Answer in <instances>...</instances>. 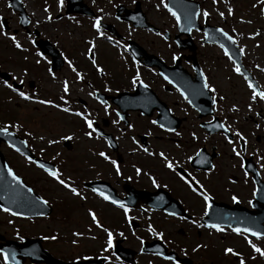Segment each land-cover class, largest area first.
I'll return each mask as SVG.
<instances>
[{"label":"flooded vegetation","instance_id":"flooded-vegetation-1","mask_svg":"<svg viewBox=\"0 0 264 264\" xmlns=\"http://www.w3.org/2000/svg\"><path fill=\"white\" fill-rule=\"evenodd\" d=\"M106 35L110 36L106 33ZM26 40V39H25ZM44 40H52L48 38L44 33ZM125 42L123 38L114 39ZM174 43V40H172ZM195 51L192 48H188L186 51H180L175 44H172L170 47H166L168 53H160L159 56L164 60V63L169 67H179L184 70L186 75L190 78L189 80L195 81L198 77L197 72L194 69L203 70L205 75L208 78L209 83L218 90L217 83L213 77V74L224 73V68L222 64L217 66V62H220L221 59L228 61V59L220 53H210V48H215L210 45L203 43L202 37L200 39H195ZM54 44V43H53ZM111 45L109 42L101 44L98 49H96L97 63L104 69L106 75L104 77L99 76L95 69L92 67L91 62L88 60L85 55V51L80 49L81 53L79 54V59L73 56L72 52L69 50L62 49L59 47L61 53H63L64 58H68L73 61V65L77 68L78 71H81L84 74V80L80 83H76L74 79V73L68 68L66 64L61 72L55 73L57 79L52 82L48 77L47 73L44 72V83L48 86V98L57 103H61L59 96L62 94L60 92V81L67 79L71 88V95L66 97L69 100V105L73 111H83L85 106L89 112L92 113V119L96 122V127L100 129L106 136L113 139V142L118 146L115 149L108 148L102 139L100 140H90L94 145L88 149H80L82 146L79 142L88 141L86 137L83 136V132L86 130L83 125V121L78 119L81 123L78 124L79 137L72 142V149H68L71 146L69 143L67 146L62 145V151H59V155L55 157L51 162L55 164V168L62 170L69 164L73 165V171L77 175L75 177V185L78 189L84 191L88 196V200L81 203L76 199L73 204L72 212L73 216L79 207L83 208L84 205L88 208H92L100 220V222L107 227L109 230L114 233V248L111 250V253H105L102 251V246L105 240V234L99 229H96L94 225H91L90 219H88L86 212H82L79 216V220L76 221V224L85 225L84 229L75 228L67 230H56V229H41L35 230L32 229L37 227L38 223L47 222L48 219L41 220H25L17 217H11L7 214L0 212V249H10L15 250L17 253L23 252L24 249L35 248L37 251L44 250V258H47L50 262H53L47 253L50 254L57 261L63 262V264H70L71 260L75 258L76 255H108L111 261V264H167L166 261L161 260L158 257H148L142 255L140 239L144 240V244L147 242H155V246L163 247L161 242L155 237L149 235L147 232V226L149 223L159 232L163 231L165 238L172 241L171 244H166V250L172 254H178L180 257L185 258L184 261H181L182 264H225V258H229L228 264H236L235 258L225 257L222 254V251L217 250L218 246L209 248L207 245L206 249H202L198 253H192L191 248L195 245L192 244V239L194 235L199 234H208L207 229H197L193 225L189 224L187 220L181 221L175 217H169L166 213L162 211H155L149 208L148 202L152 201L153 204L158 206L167 207L176 204V201L182 205L190 218H195L197 221L203 223L213 222L217 213H221V210H224V207L221 205L227 204L228 206H233L232 210H229L227 217L231 218H249L255 217L258 224L261 227H264V169L260 167V161H257L255 152H259L264 155V123H249V119L244 117V114L241 113H231L226 107L224 101L218 103V107L223 109L222 112L213 113L211 111V116L208 115L210 110V99L208 95L197 96L194 99V104L196 107L204 109V111L197 112L195 108L190 107L179 95L171 84H168L163 78L158 75L159 71L154 69L151 71L154 75H151V80H148L150 86L154 90L158 99L166 104V113L168 119L172 121V126L176 127L177 123L180 122L179 128L177 131L181 132V137H175L174 135L170 136L168 133L162 132L160 129L156 128L153 125L150 127L146 124L138 125L134 122V117L142 118L138 112H128L126 114L125 120L127 123L134 125V131L129 132L125 128L124 122H121L120 125L113 126L111 121L116 119L115 112L113 109L120 111L118 107L113 103V97L115 92H119L123 83H125L126 77L123 72L119 69L121 63L118 60H109L105 61L106 68L102 65L103 51L105 48H109ZM25 46L30 48L29 45ZM87 47V45H86ZM176 55L179 59L175 62L172 60V56ZM49 60V58H47ZM45 64V63H44ZM244 65L246 66V61L244 60ZM226 66V65H225ZM1 67V65H0ZM247 67V66H246ZM248 68V67H247ZM4 71L2 68H0ZM110 77V78H109ZM109 78V79H108ZM1 81V79H0ZM27 83L24 86L23 90L30 91L32 89L31 82L26 81ZM111 85L116 88V90L111 92H105L104 85ZM88 84L93 86V89L98 92L99 95L104 96L103 98L107 100L110 105V115L105 116L102 106L87 96V92L90 90ZM34 87V86H33ZM83 89L81 91L80 89ZM132 92V91H129ZM45 93V94H46ZM153 105L156 104V101L153 100ZM171 109V113L168 110ZM121 112V111H120ZM187 113V115H185ZM158 116V113L154 114V117ZM217 118V120H222L227 118L228 123L232 124L233 121L237 123L233 124V128L240 130L248 139V148L245 153V159L251 158L252 163L254 164V169L257 172H260L259 176H256L255 170L247 177V182H245V177L240 168L233 167L234 164H237V160L234 156H231L229 159L225 160L222 151L220 148L221 141L226 143L223 140V137L218 134L214 136H209L200 125L206 123L208 120ZM153 120V119H148ZM163 120V117H162ZM189 122H196V124H190ZM167 123V121H164ZM256 124H260V129L255 127ZM148 126V127H147ZM191 128H189V127ZM196 126V127H193ZM145 130L151 131L152 136H147L145 144L148 146L151 151H165L170 157L177 159L182 165V169L191 172L192 176L204 185L209 193L214 197L212 200V209H210V214L207 217H204L203 220L200 218L203 216V201L201 198L194 196L185 185L178 178L174 177L166 169L163 168L162 162L158 158L148 157L141 151L133 152V148L130 136H135L138 141L141 142L140 136L145 135ZM121 131L124 132V135H120ZM195 131L200 137L198 141H191L189 133ZM188 133V135H187ZM262 133V134H260ZM207 135V141L204 140V136ZM120 137L119 140L116 137ZM220 139V140H219ZM235 139V137H233ZM210 141H214L216 144L212 145L209 148ZM128 142L130 145H128ZM179 142L181 144V149H176L175 143ZM142 143V142H141ZM197 144L195 150L193 151V144ZM144 144V143H143ZM229 146V145H228ZM262 146V147H261ZM132 148V149H131ZM204 150L203 156L207 158L208 163L206 164H196L194 162L189 163L186 159L188 155H193L197 150ZM46 151L48 149H45ZM103 150L109 154L112 158L117 159L123 175L117 178L114 174V171L111 168V165L102 161L99 157L95 156L94 153L97 151ZM207 151V153H206ZM50 152V151H48ZM76 153L74 158H70L69 155ZM134 155V158H133ZM223 157V158H222ZM213 158V159H212ZM212 159V162H211ZM222 159V160H221ZM44 160L48 161L47 155L44 153ZM221 160V161H220ZM211 162V165H215V171L209 173V170L202 171L205 167H208V164ZM141 167L143 171L148 172L150 175H153L158 183L161 185L160 188H154L151 184V181L148 179V176L141 175L136 177L134 174L133 165ZM248 167H252L247 163ZM247 167V168H248ZM225 168H233V173L228 177L227 184L234 186V191H230L227 184H223L222 180L218 181V176L223 175ZM253 168V167H252ZM241 175V176H240ZM131 176L132 179L128 180L126 177ZM230 180H235V183H230ZM255 180L257 183L253 185L252 181ZM46 181V180H45ZM224 182V181H223ZM47 184H44V186ZM88 185L99 186L102 189H106L114 198H117L121 201H124L127 205L132 204L140 206L142 209H148V211L134 210L130 208V213L135 219L132 221V228L128 227V224L123 218L122 210L116 208L113 205L104 202L99 197H95L90 191H88ZM167 185V187H164ZM48 186V185H47ZM260 189L257 197L253 200L255 207H250L248 201L253 199L252 191L253 189ZM141 192L147 194H153L151 198H146ZM260 193V197H259ZM236 195L240 200L239 204H233L230 197ZM163 197V202L157 205V197ZM62 201V200H61ZM230 201V202H229ZM79 206V207H78ZM55 211V210H54ZM148 212V213H146ZM151 213V214H150ZM59 218L63 219L64 215L59 213ZM116 217V219H115ZM178 217V216H177ZM210 217L212 219H210ZM82 218H87L83 219ZM150 218V219H149ZM12 220L13 223L9 224L8 220ZM66 220V219H64ZM68 221V220H66ZM235 223L236 220H228ZM22 224H26L23 227ZM79 227V226H78ZM92 227L93 231L88 233L86 229ZM19 230V234L24 238L23 243L16 239V233ZM74 230L82 231L85 233V236L96 235V240L82 239L80 240V247L74 249L71 245V232ZM123 232L124 237L118 235V233ZM133 232L135 235H133ZM58 234L59 240L56 242L53 241H44L40 237L44 235ZM218 236L219 234L213 233L210 236ZM126 237V238H125ZM223 238H228L232 241V247L235 250L242 252L244 257L247 259L250 255V250L247 248L246 244L242 241L240 237H237L231 233L224 236ZM259 243V242H257ZM203 244V243H200ZM228 246V245H225ZM181 247L188 249V256L184 257L180 254L179 249ZM129 249V251H125ZM161 251L163 249H160ZM36 251V252H37ZM165 251V250H163ZM47 252V253H46ZM124 252V258H121L119 261L116 260V256H119L118 253ZM130 252L134 253V261L126 262L125 257L130 256ZM17 258L20 260L21 264H48V263H35L32 257H25L18 255ZM211 258V261L209 259ZM95 262H102L98 259L94 260ZM0 264H3L0 260ZM248 264H264V260L257 257L255 261L248 260Z\"/></svg>","mask_w":264,"mask_h":264},{"label":"snow or ice","instance_id":"snow-or-ice-1","mask_svg":"<svg viewBox=\"0 0 264 264\" xmlns=\"http://www.w3.org/2000/svg\"><path fill=\"white\" fill-rule=\"evenodd\" d=\"M212 5H216L218 3V0H211ZM225 5H227L228 0H223ZM109 3H111V0H109ZM132 3L135 4L136 0H132ZM10 8L12 7L11 4L8 5ZM64 6V0H57V8L62 9ZM113 7H117V5H113ZM184 10V22H182L181 15H178L177 11L173 9L172 6L169 5V3L166 2V0H159V3L156 5L157 11H159L161 8L167 11V13L174 18L176 26L179 28L181 32H189L193 30L194 24L193 21L196 19H203L205 23H207V20L210 16L209 11L204 10L201 11L199 8L195 7H188V6H181ZM253 9H258L259 14L261 17H264V0H256V3L252 4L251 6ZM98 12L104 13V9L100 8L98 9ZM43 20L37 19L34 27H39L42 23H52L53 22V16L49 12V7L47 4L43 7ZM217 14L222 20H227L228 17H232L234 15V9L230 6L227 7V14H225L224 11H218ZM35 15V13H33ZM117 20H119V16L116 17ZM131 19H136V17H131ZM104 20L103 15H97L94 18H91V29L93 30V36L90 39H87L85 41L86 52L85 55L87 56L88 60L91 62L92 67L95 69V72L101 76L104 77L106 75L104 69L97 63V57H96V43L95 41L99 38H103L107 40L109 43L113 45V47L120 49V55L121 59H124V53H131L133 56V64L136 66L135 74L132 76L130 85L133 90H135L137 87L143 88L147 90L149 88V85L147 83H144L141 79V75L139 72V65L137 64L135 60V53L131 52V49L125 44L122 43L120 40L113 39L112 36H108L105 34V31L103 30V23ZM18 23L20 25H28L31 23L29 19L24 18L21 16L18 20ZM240 23L244 24H251V20H245L243 18L240 19ZM197 31H199V28H196ZM149 32L152 31L151 28L148 29ZM216 33H219V37H222L225 41L230 43L231 45L237 46L238 49V55L243 57L245 55V48L240 47L238 44L237 36L239 35L236 32V29H232L233 34H229L228 32L224 31L223 28L217 27L214 29ZM157 36H160L162 39L167 40V37L164 36L160 32L155 33ZM131 35V31H129V36ZM259 31L252 33L248 39H255L256 36H259ZM0 37H4L6 40L10 41L11 46L17 50L19 53H28L29 48L24 47L23 44L18 39L17 34H10L6 30V25L2 22H0ZM204 41L209 42L213 41V37L208 34L207 31L204 32ZM27 42L35 48L36 46V36L32 33H29L26 36ZM220 49L223 51V55L231 62L232 64V72H234L237 76H240L243 78L247 89L249 90V103L247 104V112L252 113L254 105H261L264 104V90H259L257 86L252 82V80L245 75L242 72L241 64L237 59L233 57L232 54H230V50L228 47L225 46V44L221 43L219 44ZM256 47H259V45H256ZM63 56V53H61ZM34 56L36 59L34 60V64L36 66H40L43 63L50 64L51 61H49L46 56L39 50H36L34 53ZM179 59L178 56L173 55L172 60L173 62L177 61ZM22 60L25 62V64L28 62L29 57L28 55H24L22 57ZM64 62L68 65V68L71 70L72 73H74V79L76 83H80L84 80V75L81 73V71H78L77 68L73 65L72 61L68 60L65 57ZM256 68L260 72H264V68H261L259 65H256ZM48 77L55 81L57 79L56 74L53 72L51 68L45 69ZM194 71L197 72V75L199 77L200 83L198 85H190V84H182L180 87H177L176 84L173 83V81L164 73H158L164 81H166L168 84H171L174 88H176V91L179 93L180 97L190 106L195 108L197 112L204 111V109L198 108L194 104L193 97L195 96H204L206 94H211L209 96V99L211 101V111L213 113L222 112L223 109L218 107V103L224 101L226 98L223 95H219L217 93V89L213 87L209 81L207 76L205 75L203 70L200 69H194ZM29 75V70L27 67H23L18 73L14 74L13 72H8L9 79H4L0 81V84H2L3 88L9 90L11 93L15 94L16 97L19 98L20 101L28 102L35 105L44 106L46 108H52L57 109L59 112H62L64 114H67L69 116L77 117L80 120L83 121L84 128L86 129L83 132V136L86 137L88 140H100L102 139L105 143V145L110 149H115L118 145L113 142V139L106 136L100 129L96 127V122L94 119H92V113L88 111L87 106H85L83 111H73L69 105V100L66 97H69L71 95V88L69 81L67 79H63L60 81V92L62 93L59 96V100L61 103H54L51 99H43L39 98L36 91H32L31 93L26 92L24 89V86L26 84L25 78ZM11 81V82H10ZM15 82V83H12ZM89 91L87 92V96L91 99L98 102L102 108L105 116L110 115L109 109L110 105L108 104L107 100H105L103 97H101L97 91L93 89V86L91 84H88ZM83 91V89H80ZM105 92H111L112 89L107 85V83L104 85ZM17 107L20 105L17 104ZM39 110V109H37ZM115 112L116 119H113L111 121L113 126L120 125L121 122H124L126 125V128L129 132L134 131V125L131 123H127L125 120V117L121 114L120 111H117L113 109ZM228 111L231 113H239L240 108L233 103L229 108ZM169 113H171V109L168 110ZM143 115V113H141ZM187 115V113H185ZM256 117L258 119H264V113L257 111L255 113ZM163 120L167 121V123L162 122L160 119H153L150 120L149 123L156 128L160 129L162 132L168 133L170 136L174 135L175 137H181V132L177 131L175 127L172 126V121L168 119L167 115L163 116ZM237 123V121H233L232 124L228 123L227 118H224L222 120H215V117L213 119L208 120L206 123H203L200 125L201 128L206 129L208 132H218L222 137L223 140L226 142L227 145L230 146V153L232 156H234L237 160V164H234L233 167H239L240 170L243 172V175L245 177V182H247V177L249 175L247 171V163L245 161V153L247 152L248 148V139L246 136L238 129L233 128V124ZM23 127L20 123H4L3 126H0V136L6 137L11 141V138L13 137V131L11 129H16L19 131ZM255 127L257 129H260L261 125L256 124ZM25 136H32L31 131H25ZM120 135H124V132L121 131ZM146 136H152V132L146 131ZM190 140L195 142L200 139V137L197 135L195 131H191L189 133ZM235 137V139H233ZM35 138V137H34ZM119 136L116 137L117 140H119ZM44 136H39L40 141H44ZM73 137L70 135H65L61 137V140L63 141H70ZM129 139L131 140L132 145L135 147L133 148V152L141 151L148 157L158 158L160 162H162V166L164 169H166L169 173H171L174 177L178 178L179 181L183 183L187 187V189L194 194V196L201 198L203 201V216L200 218V220H203L204 217L209 216L210 209H212V200L214 197L209 193V191L205 188L204 185L200 184L198 180H196L195 177L192 176L191 172H188L187 170L182 169V165L180 162L170 157L169 154H167L165 151H151L148 147L143 146L140 141L137 140V138L133 135L130 136ZM208 136H204V140L207 141ZM20 144H23L25 147H27V144L25 141H19ZM60 143L58 140L50 139L47 141V144L49 146L53 144ZM8 147L13 149L14 151L18 152L21 156L24 157V159L29 164H35L38 168L42 169L44 173L57 185H59L62 189L66 190L68 193H70L73 197L77 198L79 201H87L88 196L86 193L80 189H78L77 186H74V181L70 177L65 178L63 176V173L53 167L45 166L43 163H37V161L33 160L30 156L26 155L25 152L21 151L19 147H16L15 143L9 142ZM176 149H181V144L179 142L175 143ZM41 152H43V148L41 149ZM59 155V153H57ZM95 156L99 157L102 161L106 162L107 164L111 165L112 170L114 171V174L117 178L121 177L123 175L120 164L117 159L112 158L109 154H107L105 151L100 150L94 153ZM256 156L257 161H260V167L264 169V155L260 154L258 151L254 153ZM187 161L189 163H192L195 161L196 164H206L208 163L207 158L203 156V152L200 149H197L193 155H188L186 157ZM134 169V174L136 177H140L141 175L148 176V179L151 181V184L154 188H160L161 185L158 183L157 179L150 175L148 172L143 171L141 167L136 166L135 164L132 166ZM215 171V165H212L209 169V173ZM6 173V175H5ZM260 172H256V176H259ZM10 179H7V178ZM126 179L131 180L132 177L128 176ZM230 183H235V180H230ZM253 185L257 183V181H252ZM0 187L3 188V194L0 195V200L4 201V204H0V212H3L11 217H17L21 219H31L30 215H25L23 212L15 210L13 207H9L8 205H15L16 208H24L28 210L30 213H33L35 215H39L41 217L44 216L43 211H40L42 207H47L49 204V201L47 199H44L43 197L36 196L33 194V189L31 187H26V185L22 182L21 178L17 176L14 171L8 167L7 165L4 166L3 170H0ZM164 187H167V185H164ZM95 197H99L104 202H107L110 205L115 206L116 208L122 210L123 218L128 224L129 228H132V221L135 219V217L130 216V208L129 206L124 202L117 198H114L110 193L107 192L106 189H102L99 186H93L88 189ZM260 189L254 188L252 191V197L253 199H250L248 201V204L250 207H255L253 200L257 197L258 192ZM264 199V197H261ZM231 202L233 204H239L240 200L236 195H232L230 197ZM163 202V197H157V205L161 204ZM141 211H148V209H142ZM87 217L91 221V225H94L96 229H99L101 232L105 234V240L104 244L102 246V251L105 253H111V250L114 248V233L113 231L109 230L107 227H105L99 220L97 213L92 209L88 208L86 209ZM169 217H175L178 218L181 221L187 220V222L191 225H193L197 229H207L209 232V235H212L213 233L219 234L221 237V240H223V237L228 235L229 233L240 237L242 241L246 244L247 248L250 250V253L254 255H250L247 259L244 257L242 252H239L234 249L232 246H225L222 249V254L225 257H231L235 258L236 264H248V260L255 261L257 257L264 260V227H261L255 217H249V218H231L225 216L223 213H217L213 222H199L194 217L189 218L184 215H180L177 217L176 212L174 211H167L166 213ZM150 219V218H149ZM210 219H212L210 217ZM235 219V223H227L224 224L221 221L222 220H232ZM9 224H12L13 221L10 219L8 220ZM88 233H91L93 231L92 227H88L86 229ZM147 232L149 235L155 237L157 240L161 242V245L171 244L172 241L167 240L165 238V234L163 231H157L151 223L147 226ZM119 236L124 237V233L120 232L118 233ZM133 235L135 233L133 232ZM71 236L73 239L71 240V245L74 249H78L80 247V240L82 239H89V240H96V235H89L85 236V233L82 231L74 230L71 232ZM126 238V237H125ZM16 239L23 243L24 238L19 234V230H17L16 233ZM41 240L44 241H53L56 242L59 240L58 234H51V235H44L40 237ZM138 240H140L141 244V253H143L144 248V240L140 239V237H137ZM259 242V243H257ZM206 244H200L197 243L195 246L191 248L192 253H198L202 249H206ZM36 249H24L23 252L17 253L15 250L10 249H0V260H2L3 264H21L20 260L17 258L18 255H22L25 257H32L36 254ZM180 254L184 257L188 256V249L181 247L179 249ZM155 256L160 258L163 261H166L167 264H182V262L174 255H168L165 254V252L161 251L159 248L155 250L153 253ZM117 261L120 260L119 256L115 257ZM100 260L102 264H111V261L109 259L108 255H76L74 259L71 260L70 264H84V262H87V264H92V261L94 260ZM151 264V262H149Z\"/></svg>","mask_w":264,"mask_h":264},{"label":"rangeland","instance_id":"rangeland-1","mask_svg":"<svg viewBox=\"0 0 264 264\" xmlns=\"http://www.w3.org/2000/svg\"><path fill=\"white\" fill-rule=\"evenodd\" d=\"M26 6L27 11L30 13L31 18H33L34 23L32 24V29L38 30L42 34V38H44V33L48 38H51L53 42L57 43V47H61L62 49L69 50L72 52L73 56H75L77 59H79V54L81 53L80 49L83 51L86 50V44L85 41L88 38H91L93 35V32L88 28H81L78 25L74 23V25L68 24L69 19H59L57 15L63 13V8L58 9L57 8V0H23ZM84 3L89 5L94 12L99 15H107L108 11L115 10V5L117 2H121L123 0H111V3L109 5V0H83ZM144 6V12L147 15V18L150 23L156 25L157 27H161L163 30H171L172 26V18L169 16L166 10L161 8L159 11L156 9V5L159 3V0H144L143 1ZM202 4H205L208 6L205 10L209 12H215L217 15L216 21H218L217 24L229 26L231 25V20L238 22L241 18L245 20H251V24L244 23L242 26L247 32H249V35H251L254 32L259 31L260 35L255 37V39H251V42L248 40H244L249 42L250 45H253V49H251V53H256L255 55L252 54L251 58L258 62H264V17H261L259 14L258 9H253L251 6L252 4L256 3V0H228L227 5L223 2V0H218V3L216 5H212L211 0H201ZM1 4V3H0ZM47 4L49 7V12L53 16V22L52 23H42L39 27H34V24L37 19L43 20V7ZM132 4V0L128 3L129 6L126 5V7H130ZM230 6L234 9V15L232 17H228L227 20H222L219 15L217 14L218 11H224L225 14H227V7ZM2 5L0 6V9H2ZM5 8V7H4ZM103 8L104 13L98 12V9ZM35 13V15H33ZM2 15V14H0ZM5 19H7L10 22L11 27L16 30L17 32H9L10 34H17L18 39L21 41L22 44H26V36L25 34L21 33V29L19 28L17 24V19L15 15L11 14V12L6 11ZM40 16V17H39ZM87 20V19H86ZM71 23V22H70ZM120 28L126 30V32H129V27L125 25H120ZM127 37H130L132 39H135L138 44H140L144 49H146L149 53H156L161 52L164 54H167L168 51L166 49V45L163 41H161L159 38L155 37L151 33L143 32V31H134L131 30V35L129 36V33H126ZM244 35V34H243ZM248 36V35H247ZM260 38V39H257ZM261 43L262 47L260 49H257L254 47L256 43ZM103 44L100 42V45ZM251 47V46H250ZM113 48V47H112ZM15 51V50H14ZM11 48L10 41L6 40L4 37H0V64H4L6 68L11 69L15 73H18L23 67L29 66L31 69V72L33 73V69L36 67L34 64L35 57L29 56L28 64H25V62L22 60V57L25 55L23 53L14 52ZM121 50L120 49H111V48H105L103 51V59H102V65L106 68L105 61L109 60H118L121 59L120 55ZM210 53H218L217 50L211 49ZM124 60H129L127 55L124 56ZM18 62V64L16 62ZM120 62V61H119ZM219 64H222V68H224V73L221 71L220 73L213 74V77L217 83L219 95L225 96V100L227 103V106L230 107L233 103H235L238 107L244 111L245 117H249L252 115L253 117H256L255 114H251L247 112V104L249 103V96L247 92H249L246 88V85L242 82L240 77L233 76L230 74V70L224 62V60L221 59L220 62H217V66ZM41 66V65H40ZM28 68V67H27ZM44 70V68H42ZM119 69L126 73L127 69L121 66ZM128 75H132L131 72H127ZM29 81H36L38 90L37 94L39 98L46 99L48 98V93H44V91H48V85L44 83V71H39V76L31 75L27 77ZM262 80H264V75H262ZM54 83V81H52ZM127 80H125V83L121 86L120 90L127 91ZM19 104L20 106L17 107L16 105ZM244 107V108H243ZM260 109L264 111V104L259 105ZM39 109V110H37ZM258 111V110H257ZM256 111V112H257ZM255 112V113H256ZM257 118V117H256ZM249 120H252L249 118ZM255 121V120H253ZM257 121V120H256ZM20 123L23 125V127L17 131L16 129H11L12 131L18 132L19 134L24 135L25 131H31L33 137V145L36 148L35 151L38 154H44V149H48L50 151L48 153V156L50 158L56 157L57 153L59 151L63 150L62 145L53 144L49 146L47 144V141L50 139L62 141L61 137L65 135H70L73 137V142L79 137V130H78V124L81 123L78 119L75 117H70L69 115L60 113L52 108H45L44 106L31 104L28 102L20 101L18 97L15 96V94L11 93L9 90L3 88V86L0 85V125L3 126L4 123ZM134 122L138 125L149 123L148 120H144L141 118L134 117ZM190 124H196V122H189ZM148 125V124H146ZM150 127V125H148ZM147 126V127H148ZM188 126V127H189ZM196 127V126H193ZM191 128V127H189ZM197 128V127H196ZM147 131V130H145ZM188 135V133H187ZM39 136H44V141L39 140ZM35 137V138H34ZM220 140V139H219ZM82 146H80V149H88L89 147H93V143L88 141H80L79 142ZM216 143L214 141H210L209 148H211L212 145H215ZM56 145L55 147H53ZM128 145L130 143L128 142ZM197 144H193V151L195 150ZM220 146L222 148V154L225 158V160L229 159L232 154L230 153V146H228L226 143L221 141ZM262 147V146H261ZM43 148V152H41V149ZM132 149V148H131ZM2 151L4 152L6 158L8 161L13 165V167L16 169L17 172H19L24 178L32 184L38 193L42 197L48 198L51 200V202H58L60 200L65 199L68 201H73L76 199L68 193L66 190L62 189L59 185L55 184L54 181L47 180L44 177V173L35 169L34 167L29 166L25 160L15 155L12 151H10L9 147H5L2 145ZM76 156V153H73L72 155H69V157L74 158ZM134 158V155H133ZM223 158V157H222ZM222 160V159H221ZM220 160V161H221ZM64 171L66 172V177H70L71 179L75 178L77 175L73 171V165L69 164V166H66L64 168ZM233 173V168H225V171L223 175L218 176V181L222 180V183L225 185L227 184L229 175ZM241 176V175H240ZM46 180V181H45ZM224 181V182H223ZM44 184H47L44 186ZM230 185L227 184V187ZM230 191H234V186L229 187ZM230 202V201H229ZM71 207L73 208V203L71 204ZM79 207V206H78ZM82 212H86V206L84 205L83 208L79 207V211L75 213V215L70 219V221H58L57 223H54L53 221L56 219L53 217L51 220L49 219L47 222H42L39 227H34L32 229L35 230H41V229H58V230H67L68 228L71 229L75 226V223L77 220H79V216ZM87 219V218H82ZM116 219V217H115ZM23 227L26 226L25 224H22ZM79 226V227H78ZM85 225L79 224V222L76 224L75 228H82L84 229ZM197 243H203L209 246V248H212L214 246H218L217 250L222 251V249L225 247V245L232 246V241L228 238H223L221 240V237H218L216 235L210 236L206 234H197L194 235V238L192 239V244L195 245ZM211 261V258L209 259ZM229 258H225L224 263L228 264Z\"/></svg>","mask_w":264,"mask_h":264},{"label":"water","instance_id":"water-1","mask_svg":"<svg viewBox=\"0 0 264 264\" xmlns=\"http://www.w3.org/2000/svg\"><path fill=\"white\" fill-rule=\"evenodd\" d=\"M39 45L41 46V48L44 52V44L39 43ZM19 141L20 140L15 135H13V137L11 138V141H9V139L6 137L0 136V143L1 142H6V143L13 142V143H15L16 147H19L21 149V151L24 152L25 146L23 144H20ZM5 165H7V162L4 159V156L2 155V153L0 152V170H3ZM5 175H6V173H5ZM7 179H10V178H7ZM2 194H3V188L0 187V195H2ZM0 204H4V201L0 200ZM8 206L13 207L17 211L23 212L25 215H30V216L34 215L35 216V214L30 213L28 210H26L24 208H16L15 205H11V204H9ZM40 211H41V209H40Z\"/></svg>","mask_w":264,"mask_h":264}]
</instances>
